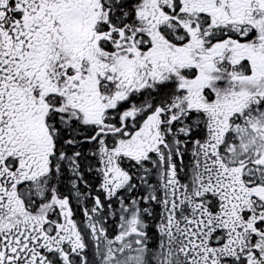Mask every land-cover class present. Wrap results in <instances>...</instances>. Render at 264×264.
<instances>
[{"label": "snow or ice", "instance_id": "6c2138e0", "mask_svg": "<svg viewBox=\"0 0 264 264\" xmlns=\"http://www.w3.org/2000/svg\"><path fill=\"white\" fill-rule=\"evenodd\" d=\"M0 264H264V0H0Z\"/></svg>", "mask_w": 264, "mask_h": 264}]
</instances>
